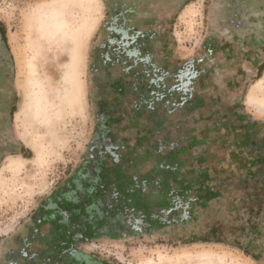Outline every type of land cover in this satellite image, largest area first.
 Listing matches in <instances>:
<instances>
[{
    "label": "rangeland",
    "instance_id": "374dc122",
    "mask_svg": "<svg viewBox=\"0 0 264 264\" xmlns=\"http://www.w3.org/2000/svg\"><path fill=\"white\" fill-rule=\"evenodd\" d=\"M151 1L142 7L156 16L157 28L168 23L163 41L169 46L162 58L168 70L201 58L213 28L235 29L228 21L221 27L214 21L221 1L233 0H145ZM105 17L102 0H0V27L15 63L11 123L18 148L16 154H0V252L4 239L21 233L88 159L96 127L92 52ZM247 26L248 32L264 28L262 22ZM259 58L243 83L241 70L222 66L234 81L218 85L229 87L221 99L215 85L198 84V107L166 114L159 109L152 117L166 123L158 129L150 128L155 124L149 125L144 113L141 118L138 151L132 155L139 178L149 180L153 166L167 162L178 173L157 170L155 176L179 191L183 203L204 195L207 185L217 196H202L188 223L99 239L83 252L110 264H264V153L252 149L264 148V56ZM202 68L212 67L205 62ZM176 81L170 78L169 86ZM173 147L177 153L155 155ZM164 185L143 189L153 213L169 201Z\"/></svg>",
    "mask_w": 264,
    "mask_h": 264
},
{
    "label": "flooded vegetation",
    "instance_id": "af4514ba",
    "mask_svg": "<svg viewBox=\"0 0 264 264\" xmlns=\"http://www.w3.org/2000/svg\"><path fill=\"white\" fill-rule=\"evenodd\" d=\"M102 1L106 17L91 62L96 127L88 159L39 206L21 233L4 239L0 264H110L83 252L82 247L99 239H116L134 234V231L138 233L144 227L151 229L153 225L188 223L194 217L192 206L202 196H217V191H212L207 185L204 195L183 203L179 191H171L172 186L164 185V181L155 176L157 170L171 176L177 174L175 164L167 167V162H161L159 167L153 166L154 173L149 180L142 179L135 172L136 159L132 155L138 151L143 113L149 125L155 124L150 128L158 129L164 125V118L159 119L160 124L157 125V119L152 115H158L161 108L166 114L170 110L183 112L198 107L199 87L205 83L215 85V94L221 99L229 87L219 90L218 85L234 81H229L230 76L225 74L222 66L241 70L243 76L239 77L242 83L245 82L259 57L264 56V28L247 30V25L253 22L264 24V5L260 6L264 0L221 1L214 21L218 27L228 21L230 26L235 25L236 30L223 25L221 29L213 28L197 62L192 58L179 68L169 70L162 62L164 47L169 46L163 41L169 33L168 23L158 29L156 16L142 7L152 1ZM243 22H247L246 32L245 28L237 30L244 26ZM227 33L229 35L226 36ZM205 62L212 68L203 69ZM14 69V58L0 27V154L8 155L16 154L18 150L13 143L11 123L14 115ZM170 78L177 79L172 86L168 83ZM176 95L179 96L173 101L172 97ZM163 100L165 104L158 107V102ZM125 129L130 131L131 140L127 145ZM153 132L154 128L148 130L149 135ZM151 146L147 151H151ZM252 149L258 154L264 153L260 145ZM174 152L177 153L176 147L156 150L155 155L166 158ZM153 184L158 188L164 185L163 193L169 198L160 211L154 213L146 200L149 194L143 190ZM183 195L188 197L190 193ZM133 212L136 214L131 215ZM126 215H131V218L126 220Z\"/></svg>",
    "mask_w": 264,
    "mask_h": 264
},
{
    "label": "trees",
    "instance_id": "16d2710c",
    "mask_svg": "<svg viewBox=\"0 0 264 264\" xmlns=\"http://www.w3.org/2000/svg\"><path fill=\"white\" fill-rule=\"evenodd\" d=\"M160 124L159 122H157V125ZM203 241H206V240H203Z\"/></svg>",
    "mask_w": 264,
    "mask_h": 264
},
{
    "label": "bare ground",
    "instance_id": "6f19581e",
    "mask_svg": "<svg viewBox=\"0 0 264 264\" xmlns=\"http://www.w3.org/2000/svg\"><path fill=\"white\" fill-rule=\"evenodd\" d=\"M30 68V67H29ZM20 87H21V85H20Z\"/></svg>",
    "mask_w": 264,
    "mask_h": 264
}]
</instances>
